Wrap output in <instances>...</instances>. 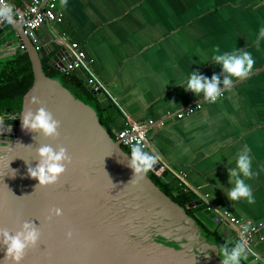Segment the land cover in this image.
Masks as SVG:
<instances>
[{
	"label": "crops",
	"instance_id": "1",
	"mask_svg": "<svg viewBox=\"0 0 264 264\" xmlns=\"http://www.w3.org/2000/svg\"><path fill=\"white\" fill-rule=\"evenodd\" d=\"M7 1L19 12L31 0ZM60 8L63 21L38 31L42 50L60 49L64 39L80 43L124 110L138 122H155L148 140L160 161L186 174L190 189L207 197L208 205L262 225L255 248L264 259V38L259 37L264 0H67ZM19 25L0 22V60L24 46L15 29ZM217 47L221 53L245 48L255 64L213 104L182 87L193 71L209 79L221 74V66L212 63ZM53 55L46 57L51 61ZM99 102L102 113L113 107L104 95ZM198 103L202 109L176 118ZM113 132H118L115 127ZM245 147L251 149L253 176L242 179L251 186V205L225 194L232 187L228 169L236 167ZM218 225L231 242L234 229Z\"/></svg>",
	"mask_w": 264,
	"mask_h": 264
},
{
	"label": "water",
	"instance_id": "2",
	"mask_svg": "<svg viewBox=\"0 0 264 264\" xmlns=\"http://www.w3.org/2000/svg\"><path fill=\"white\" fill-rule=\"evenodd\" d=\"M15 29L34 74L20 115L30 107L35 112L42 105L61 125L57 139H45L24 130L19 115V125L11 126L10 132L5 125L0 134V146L10 145L0 148V230L14 234L29 221L41 233L38 245L28 250L23 264H221L216 246L223 243L154 179L155 175L170 183L172 174L153 168L129 184L134 175L128 167L131 152L101 123L96 101L101 93L87 84L96 99L79 97L64 85L63 72L47 76L43 65L47 55L54 54L50 65L59 71L70 62L65 44L58 43L60 49L53 46L48 53L38 51L22 24ZM33 96L40 105H31ZM45 145L66 148L72 163L55 185L36 188L38 181L28 176L27 168L37 166V151ZM202 205L197 201L188 207ZM56 208L62 210V216L50 217ZM205 214L218 224L212 210ZM69 231L73 234L70 240L66 238ZM3 257L0 249V261ZM242 264L262 263L247 252Z\"/></svg>",
	"mask_w": 264,
	"mask_h": 264
},
{
	"label": "clouds",
	"instance_id": "3",
	"mask_svg": "<svg viewBox=\"0 0 264 264\" xmlns=\"http://www.w3.org/2000/svg\"><path fill=\"white\" fill-rule=\"evenodd\" d=\"M60 2L62 7L67 6V0H60ZM17 15L18 10L15 9L14 5L0 0V22L14 24L17 22ZM259 37L264 38V27L260 29ZM257 44H259V39ZM214 51L216 54L212 57V63L221 66V74H213L209 79L193 71L187 79L186 86L182 87L185 91L192 92L197 97L203 94L204 99L213 104L222 97L224 91L231 90L234 80L247 78L255 64L252 54L245 48L231 53H221L217 47ZM30 103L32 106L40 105V101L35 96L31 98ZM21 115L24 130L39 133L45 139L55 140L59 137L60 122L54 118L45 106L37 107L35 112L30 107ZM16 119L17 117L11 114L0 115V134L3 133L7 121ZM7 130L11 131L10 124H8ZM5 147L8 149L10 145L0 146L4 149ZM250 152L251 149L245 147L237 156L236 167L228 169V183L232 187L226 190L225 194L230 201L244 199L251 205L255 203L251 186L242 179V177L251 179L253 176ZM37 157L39 161L37 166L27 168L28 176L38 181L36 188L55 185L65 173L67 166L72 163L71 157L64 147L42 146L37 151ZM159 159L160 157L155 149L148 151L143 143H133L128 159V167L132 169L134 175L129 184H134L138 179L146 176L158 163ZM62 214V210L56 208L50 211L49 216L54 215L59 218ZM243 231L247 232L248 226H243ZM72 235V232L69 231L66 238L70 240ZM40 238L39 227L29 221L23 222L14 234L7 229L0 230V249L4 250V257L0 264H23L26 253L38 245ZM216 247L221 258V264H242V261L247 259L248 250L242 240H238L231 245L225 241L223 245Z\"/></svg>",
	"mask_w": 264,
	"mask_h": 264
},
{
	"label": "built area",
	"instance_id": "4",
	"mask_svg": "<svg viewBox=\"0 0 264 264\" xmlns=\"http://www.w3.org/2000/svg\"><path fill=\"white\" fill-rule=\"evenodd\" d=\"M4 3H8V1L4 0ZM60 3V0H31L28 5L18 12L16 17L17 21L24 26L25 34L33 41L38 51L42 50L38 40V31L45 25V23H56L63 21V13L60 8ZM63 44H65L71 60L61 71L63 73H70L77 70L83 71L87 75L88 86L95 92H100L101 95L108 97L122 114L124 128L117 132L116 140L120 141L121 144L129 150H131V145L136 142L143 143L146 150L148 151L153 150V147L148 140V133L149 129L155 125V122H138L134 120L112 96L108 87L96 75L82 45L78 42L67 41V39H64ZM22 49L26 50L24 46H22ZM224 96L225 93H223L221 98ZM202 106V103H198L195 106L186 108L184 111L176 114V118L181 120L186 116H191L197 110L202 109ZM155 168H158L161 171H167L172 174L174 179L178 181L179 186L183 190L190 189V186L187 184L186 174L176 173L175 171L171 170L168 165L161 162L160 159L154 166V169ZM196 195L199 197L200 201H202L207 206V209L212 210L216 214L218 218V224H225L234 229L236 236L229 243L233 244L238 240H242L248 250L247 252L254 256L258 262L264 264V259L260 256L255 248V237L259 233L260 226L262 225H255L251 222L238 220L231 214L230 211L219 209L213 205H208L207 197H200L198 193H196ZM243 226H248L247 232L243 231Z\"/></svg>",
	"mask_w": 264,
	"mask_h": 264
},
{
	"label": "trees",
	"instance_id": "5",
	"mask_svg": "<svg viewBox=\"0 0 264 264\" xmlns=\"http://www.w3.org/2000/svg\"><path fill=\"white\" fill-rule=\"evenodd\" d=\"M43 65L49 77H55L62 73L51 67L50 56L43 59ZM62 80L64 85L74 91L79 97L86 96L89 99H96L88 89L86 83L87 75L83 71L77 70L64 73ZM33 84L34 74L32 64L27 51L23 50L22 46L14 56L0 60V115L7 113L17 117L16 120L7 121L6 125L10 124L15 127L19 125L20 120L18 116L22 111L24 98L33 87ZM96 100L100 103V100ZM99 109L102 113L103 109H101V106ZM119 115L122 116L118 108L113 104V107L111 109H106L101 116V123L108 128L110 135L115 139L117 132L116 134L113 132V127H115L118 132L124 128V123L120 124L118 121ZM126 150L131 152L129 149ZM154 179L156 183L164 189V192L168 196H171L175 202L185 207L188 214L197 219L209 234L216 236L222 243L225 241L228 242V238L222 233L221 226L218 224L216 225L205 214L207 206L204 203L202 206L194 208L188 207L189 204L200 201L199 197L192 190L186 189L184 194L179 195L178 193L183 189L179 186L176 179L170 183L165 182L155 175Z\"/></svg>",
	"mask_w": 264,
	"mask_h": 264
}]
</instances>
